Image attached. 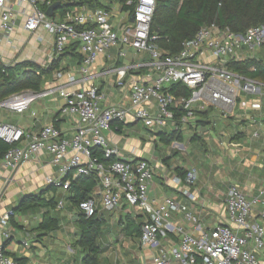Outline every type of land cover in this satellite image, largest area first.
Masks as SVG:
<instances>
[{
    "label": "built area",
    "instance_id": "2783aa9c",
    "mask_svg": "<svg viewBox=\"0 0 264 264\" xmlns=\"http://www.w3.org/2000/svg\"><path fill=\"white\" fill-rule=\"evenodd\" d=\"M15 1L17 10L8 0H0V37L8 38L16 27L17 18L21 17L24 30L34 33L43 29L52 36L53 59L70 42H77L81 60L76 73L80 76L57 70L56 78L65 79L62 83L39 91L13 94L0 101V109L23 113L35 99L57 93L64 99L60 112L76 115L79 125L72 137L65 138L52 124L33 132L0 121V138L9 145L2 157L4 164L16 167L44 151L51 155V163L59 165L60 171L59 177L47 175L44 182L63 190L78 176L93 175L97 180L94 196L78 202L79 212L89 217L97 211L99 204L104 210L111 211L124 200L144 218L139 242L156 251L149 264H264V225L252 219L255 205L264 198V178L258 193L253 196L230 186L225 197L227 222L218 223L198 235L190 234L169 221L170 214L180 209L175 198H149L153 164L143 158L123 159L118 147L105 133L113 122L127 120L131 112L133 120L141 121L147 128L163 129L171 125L173 131L178 132L181 126L192 122L196 111L205 110L207 105L228 113L236 104L239 92L260 94V83L256 79L233 72L225 64L228 60H243L260 48L264 42V23L239 34L211 22L185 40L179 52L163 55L153 41L155 36L149 34L155 0H136L133 21L129 22L128 28H123L122 24L115 28L110 22L112 11L106 7L74 10L64 21H56L40 8L44 0ZM113 46L145 51L150 58L145 65L154 74L150 84L133 81L127 85V106H100L103 94L93 83L85 84L98 56ZM125 72V67L117 70V86L124 85ZM172 83L192 89L191 97H178L170 92L168 88ZM75 85L80 87L75 88ZM198 101L202 103L194 106ZM176 107L182 111L177 118ZM251 108L261 109V103L252 102ZM253 135L259 136L258 132ZM95 148L101 149L107 161L94 153ZM196 178V168H190L184 179L176 174L170 181L182 196L194 201L196 196L190 187ZM62 204L63 201H59L57 208ZM12 215V210L2 215L0 225L3 228L8 226ZM257 216L264 221V209ZM186 218L200 229L195 216L186 214ZM169 234L179 237L178 244L171 249L162 244ZM2 236H9L6 229ZM23 245L28 246V241H23ZM0 264L20 263L7 255L0 244Z\"/></svg>",
    "mask_w": 264,
    "mask_h": 264
},
{
    "label": "crops",
    "instance_id": "0c3cea01",
    "mask_svg": "<svg viewBox=\"0 0 264 264\" xmlns=\"http://www.w3.org/2000/svg\"><path fill=\"white\" fill-rule=\"evenodd\" d=\"M8 1L17 10L16 1ZM122 19H128L129 22V15L124 13L121 16ZM0 36L2 37L1 34ZM1 37L0 58L3 61L9 63L31 61L45 67L53 60L51 58L53 55L52 36L43 29L34 33L24 30L21 17L17 18L16 27L10 36L4 39ZM73 43L75 42H70L66 47ZM76 45V52L80 54L77 42ZM256 56L254 52L249 54V57ZM80 60L71 54L63 55L58 60V67L43 75L42 87H53L62 83L65 79L58 80L55 76L56 71L76 73ZM149 60V55L145 51H136L128 46L111 47L98 56L90 68L88 83L85 84L93 83L103 94V99L99 102L100 106H127L129 99L127 85L133 81L150 84L154 79V74L145 65ZM123 67L126 68L122 77L124 85L117 86L115 83L119 77L117 70ZM257 81L260 83V94L251 95L239 92L236 104L228 113L222 111L216 113L213 110L214 106L207 105L206 113L197 112L191 125L181 126V133L178 137L169 135L173 131L171 125L163 129L153 128L152 137L144 142H142L144 139L138 140L130 137L124 133V126L139 122L133 120V112L124 122H113L110 129L105 132L108 139L118 147L123 159H146L145 156L150 154L151 159L146 160L153 164L154 169L148 196L149 198L167 196L175 198L180 204V209L170 214L169 221L183 227L190 234L198 235L211 230L218 223L227 222L225 197L230 186H236L247 196L256 195L262 186L264 178V82ZM74 87L80 86L75 85ZM255 101L261 103V109L251 108V103ZM201 103L202 101L195 102L194 106ZM63 104L64 99L57 93L42 96L31 102L29 108L23 113L0 109V121L22 126L33 132L52 124L60 131L62 137L70 138L79 125L78 117L62 114L60 110ZM143 127L147 128L144 125ZM254 132H258L259 136L255 137ZM160 145L159 155L155 154L153 149L157 150ZM131 150L134 152L131 153ZM195 167L205 168L207 174L203 172L199 177L200 173L198 174L197 171L196 179L201 177L203 179L200 182L195 180L198 183L194 182L190 187L196 196L195 200L191 201L176 190L170 178L173 175H179L180 171ZM47 175L57 178L60 176V171L59 165L52 164L51 155L44 151L40 152L36 158L16 167H8L2 158L0 159V218L8 210H13L21 198L27 194L42 193L44 198L54 197L56 201L54 209L37 207L16 211L12 217L13 223L9 222L6 228L0 225V244L3 251L13 259H22V264H47L46 261L37 260L35 254L41 250L40 244L48 241L49 238H54L64 221L71 222L74 241L77 238L75 222L79 212L77 205L68 199L70 201L68 208L64 207V203L62 207L57 208V203L63 201L68 191L60 188L61 195L56 199L55 193L59 187L45 184L44 178ZM49 190L54 191L53 196L48 195ZM94 190L91 197L94 196ZM125 208L126 202L122 200L115 209L120 227L115 242L119 244L120 249L115 256L113 253L116 249H113L111 243L108 242L109 236L106 239L100 236L99 264H149L152 255L156 252L143 247L139 242V237L132 232L133 226H129L131 221L142 222L143 216L136 212L131 214ZM262 209H264V198L261 203L255 205L252 211V219L264 225V221L262 222L257 216ZM97 211L105 219L103 211L106 210L100 204ZM44 212L51 214L59 222L56 230L45 234L37 229ZM186 214H191L198 219L199 230L187 220ZM3 229L9 233L7 238L2 236ZM23 241H28L29 245H23ZM178 242V235L173 234H169L166 240H162V244L167 249L176 246ZM49 245L51 247L52 244L49 243Z\"/></svg>",
    "mask_w": 264,
    "mask_h": 264
},
{
    "label": "trees",
    "instance_id": "16d2710c",
    "mask_svg": "<svg viewBox=\"0 0 264 264\" xmlns=\"http://www.w3.org/2000/svg\"><path fill=\"white\" fill-rule=\"evenodd\" d=\"M55 1H59L60 5L54 10L51 17L53 19L63 18L70 12L82 8H110L112 3H117L120 11L131 15L136 2V0H44L40 8L46 11L47 7ZM104 1L107 2L104 3ZM211 22L221 28L227 27L235 33L243 34L249 27L264 23V0H155L149 34L155 36L153 41L163 55L175 54L180 51L185 40L192 38L202 26ZM76 46L75 42L64 48L63 52L45 67L31 61L6 63L0 58V101L26 90H41L43 75L56 69L58 60L63 55L71 54L81 59V55L76 52ZM259 49L256 57H247L240 61L228 60L226 67L233 72L264 82V42ZM168 90L178 97L190 98L192 94V89L181 83H172ZM174 111L176 118L182 114L179 107L174 108ZM197 112L206 113L207 110ZM180 133L181 130L172 131L169 135L178 137ZM8 147L9 145L0 138V159ZM94 153L103 161H107L103 158L101 149L95 148ZM187 171L188 169L180 171L179 175L184 179ZM96 184L97 180L93 175L78 176L71 180L66 189L69 194L68 199L77 205L79 201L91 197ZM37 207L54 209L56 207L55 198L46 199L42 193L27 194L21 198L12 211L14 214L16 211ZM12 217L13 215L9 217L11 223H13ZM104 221L105 219L98 211L89 217L82 212L77 213L75 220L77 238L74 245L82 254L80 264L100 263L98 256L101 249L98 240ZM141 224L142 222L139 221L129 222V226H133L132 232L138 237ZM58 226V219L44 212L37 229L45 234L56 230ZM15 260L20 264L23 263L22 259Z\"/></svg>",
    "mask_w": 264,
    "mask_h": 264
},
{
    "label": "rangeland",
    "instance_id": "374dc122",
    "mask_svg": "<svg viewBox=\"0 0 264 264\" xmlns=\"http://www.w3.org/2000/svg\"><path fill=\"white\" fill-rule=\"evenodd\" d=\"M106 2L107 1H104V3ZM110 6H111L110 9H112L113 11L112 14L114 13L110 20L111 24L117 28L118 23L119 24L121 23L123 28H128L129 27L128 19L121 20V16L124 14V12L120 11L119 5L117 3H112L110 4ZM66 16L63 18L57 17L55 20L64 21L66 19ZM259 51L260 49L255 50L254 54L258 55ZM4 58H7V57H4ZM4 62L9 63L7 61H4ZM213 108H214L213 109L214 112L216 113L221 112V109L219 107L214 106ZM153 131L154 130L152 129L150 130L149 128L143 127L142 122L140 121L133 125L124 126V133H127L130 137L134 139H138V140L144 139L142 140V142L149 140L152 137ZM160 150H161V145L159 146L157 150L153 149V152L159 155ZM145 158L150 160L151 159L150 154L146 155ZM196 170L198 171V174L200 173L199 177L201 176V173L203 172L204 174H207L205 168H196ZM72 173L74 174L75 171L73 170ZM202 179L203 177H201L200 179L199 178L196 179V181L198 180V182H200ZM57 190L58 191L55 193L56 199L59 198L61 195L60 188H58ZM48 195L53 196L54 191L49 190ZM68 195L69 194L66 192L65 197H63L64 198L63 203H64L65 208H68L70 206ZM125 210L131 212V214L135 213L133 208L129 206L128 204H126ZM103 212L105 214L104 215L105 221L103 223L102 230H101V238L104 237L106 239L108 236L110 237V238L108 237V242L111 243L110 245L113 247V249H116L113 253L115 255L120 249L119 244H116L115 242L116 237H118L117 234L120 228L117 222V217H116L117 214H116L115 209L111 211L106 210ZM71 229H72L71 222L64 221L62 223V227L59 230H57V232L55 233L54 238H51V239L49 238V240L47 239L48 241L44 242L43 244H40L41 250L37 251L35 254L37 260L41 262L46 261L47 264H80L81 252L79 248L75 247L73 244L74 235L72 234ZM101 238H99L98 240L99 245H101ZM49 243L52 244L51 247ZM45 249L47 250L44 251Z\"/></svg>",
    "mask_w": 264,
    "mask_h": 264
},
{
    "label": "water",
    "instance_id": "95a60500",
    "mask_svg": "<svg viewBox=\"0 0 264 264\" xmlns=\"http://www.w3.org/2000/svg\"><path fill=\"white\" fill-rule=\"evenodd\" d=\"M60 5V2L59 1H55L53 2L52 4H50L47 9H46V14L47 16L49 17H52L53 16V13H54V10ZM133 21V15L131 14L129 16V22H132Z\"/></svg>",
    "mask_w": 264,
    "mask_h": 264
}]
</instances>
